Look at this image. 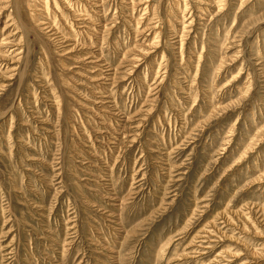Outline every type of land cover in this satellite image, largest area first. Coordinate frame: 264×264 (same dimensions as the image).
Masks as SVG:
<instances>
[{
    "label": "rangeland",
    "instance_id": "obj_1",
    "mask_svg": "<svg viewBox=\"0 0 264 264\" xmlns=\"http://www.w3.org/2000/svg\"><path fill=\"white\" fill-rule=\"evenodd\" d=\"M0 264H264V0H0Z\"/></svg>",
    "mask_w": 264,
    "mask_h": 264
}]
</instances>
